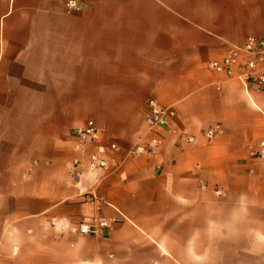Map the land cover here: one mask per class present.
Segmentation results:
<instances>
[{
	"label": "crops",
	"instance_id": "crops-1",
	"mask_svg": "<svg viewBox=\"0 0 264 264\" xmlns=\"http://www.w3.org/2000/svg\"><path fill=\"white\" fill-rule=\"evenodd\" d=\"M67 1L0 0V264H264V86L209 68L264 0Z\"/></svg>",
	"mask_w": 264,
	"mask_h": 264
},
{
	"label": "built area",
	"instance_id": "built-area-1",
	"mask_svg": "<svg viewBox=\"0 0 264 264\" xmlns=\"http://www.w3.org/2000/svg\"><path fill=\"white\" fill-rule=\"evenodd\" d=\"M67 7L70 11L80 9L79 0H68ZM209 68L214 72H220L229 78H236L242 82L256 81L260 86H264V38L249 36L244 44L234 45L221 60H215L209 63ZM173 115V112L161 106L155 99L148 102V114L146 122L151 130L166 124L167 116ZM75 135L79 142L76 148L83 151L89 145L98 142L103 134V130L94 120H88L83 126L75 130ZM218 129H211L207 136L211 139L216 136ZM188 142H194L193 137H189ZM159 146V140L152 138L147 146H139L137 151L152 152ZM110 149H117L112 145ZM105 148H100L98 153L90 157L89 167L91 170H99L107 167V160L102 156L106 154ZM251 157L264 161V139L260 140L257 146L252 149ZM109 224L106 218H94L92 221H82L73 226L72 231L80 235H99L101 230Z\"/></svg>",
	"mask_w": 264,
	"mask_h": 264
}]
</instances>
